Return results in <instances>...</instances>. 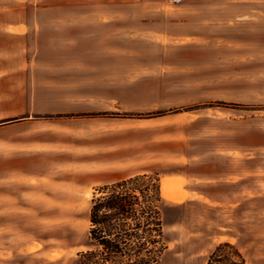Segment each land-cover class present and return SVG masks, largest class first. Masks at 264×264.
I'll list each match as a JSON object with an SVG mask.
<instances>
[{"label":"rangeland","instance_id":"obj_1","mask_svg":"<svg viewBox=\"0 0 264 264\" xmlns=\"http://www.w3.org/2000/svg\"><path fill=\"white\" fill-rule=\"evenodd\" d=\"M59 9L134 14L125 19L129 27L114 29L112 43L83 50L82 67L66 75L82 78L75 108L107 113L98 124L99 173L160 184L167 246L160 264H207L223 242L247 264H264V0H0V11ZM34 52L59 58L51 47ZM28 103L19 96L17 109ZM123 141L128 164L121 162ZM87 149L77 148L82 172ZM20 152L13 151L15 165L32 168ZM9 160L10 148L0 147V169ZM66 163L61 158L50 171L45 162L48 185L27 190L15 210L3 205L0 264H75L89 249L92 199L103 186L71 195ZM1 194L10 198L5 187Z\"/></svg>","mask_w":264,"mask_h":264},{"label":"crops","instance_id":"obj_2","mask_svg":"<svg viewBox=\"0 0 264 264\" xmlns=\"http://www.w3.org/2000/svg\"><path fill=\"white\" fill-rule=\"evenodd\" d=\"M44 11H0V19H10L0 22V135L9 133L10 136L9 140L0 139V147L10 148L9 169H0V210L5 204L15 210L18 201H24L27 190L47 186L44 180L49 178L47 176L52 169L57 171L61 158L66 159V169L71 172L64 177L63 183L74 188L71 195H76V188L111 185L137 175L99 173L98 124L107 119L104 117L107 113L75 108L76 99L80 104L83 96L82 78L66 75L67 68L82 67L83 50L92 51L98 49L99 44L112 43L114 29L129 27L125 19L131 18L133 12L91 9ZM119 41L123 42L122 39ZM39 46L41 50L48 51L51 47V50L59 52V58H37L38 51H34ZM19 96L29 100L25 110L17 109ZM50 100L58 101V108L50 107ZM66 103L69 106L73 104V107H67ZM39 115L56 118L34 117ZM125 138L123 136V140ZM79 147L89 148V153L84 155V172L81 166L75 168L74 164L81 161ZM19 148L22 151L19 155L24 157L26 164H32V168L26 166L19 170L15 165L13 151ZM105 151L114 155L110 148ZM45 162L50 164L47 166L50 171L43 166ZM121 162H130L129 147L124 141ZM3 187L9 190L10 198H2ZM18 191H21L19 195Z\"/></svg>","mask_w":264,"mask_h":264},{"label":"trees","instance_id":"obj_3","mask_svg":"<svg viewBox=\"0 0 264 264\" xmlns=\"http://www.w3.org/2000/svg\"><path fill=\"white\" fill-rule=\"evenodd\" d=\"M53 117V116H49ZM146 181L144 188L139 183ZM90 211L89 249L75 264H160L163 202L160 184L148 176L123 179L99 189ZM207 264H247L230 242L220 243Z\"/></svg>","mask_w":264,"mask_h":264}]
</instances>
